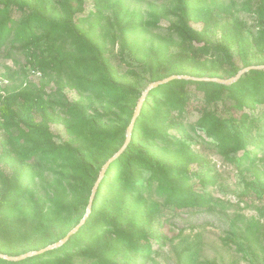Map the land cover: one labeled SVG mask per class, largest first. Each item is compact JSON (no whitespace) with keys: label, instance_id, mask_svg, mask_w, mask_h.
I'll list each match as a JSON object with an SVG mask.
<instances>
[{"label":"rangeland","instance_id":"374dc122","mask_svg":"<svg viewBox=\"0 0 264 264\" xmlns=\"http://www.w3.org/2000/svg\"><path fill=\"white\" fill-rule=\"evenodd\" d=\"M0 1L7 5L6 17L18 21V33L34 11L49 20H72L71 28L94 46L89 58L97 63L81 65L73 81L70 72L57 68L62 54L52 49L47 31H38L43 64L52 63L44 70L30 62L15 30L0 40V245L30 249L18 256L0 253L1 258L14 260L9 257L47 248L90 210L89 219L97 182L105 191L97 211H117L116 193L125 175L117 172L120 165L105 174L125 145L139 101L154 82L187 75L189 82L169 85L190 102L181 117L170 110L183 132L170 129L167 140L182 143L192 154L180 161L167 143L153 144L164 168L187 170L184 176L171 173V182L188 189L189 196L168 198L155 183L142 193L147 205L131 206L119 227L102 229L98 241L72 252L70 264H264V102L239 110L229 86L234 82L205 80L230 79L245 68L264 66L260 0ZM186 12L192 17L185 23ZM182 27L186 36L178 33ZM228 31L242 38L226 52ZM72 47L67 43V49ZM239 79V89L251 86L249 79ZM112 82L132 87L134 94L114 98ZM164 98L158 95L153 106ZM209 112L216 116L214 126L229 133L249 128L246 148L227 156L201 124ZM243 112L249 118L242 124ZM80 119L87 121L83 132L68 128V122ZM115 128L122 130L123 141L121 133L115 141L96 138L97 132ZM52 145L66 151L53 157ZM44 153L50 157L43 158ZM151 174L142 171L138 183L147 188ZM9 186L24 190L7 203ZM52 211L58 220L42 227ZM59 261L67 262L64 257Z\"/></svg>","mask_w":264,"mask_h":264},{"label":"trees","instance_id":"16d2710c","mask_svg":"<svg viewBox=\"0 0 264 264\" xmlns=\"http://www.w3.org/2000/svg\"><path fill=\"white\" fill-rule=\"evenodd\" d=\"M260 1V13L262 15L261 17L264 18V0ZM61 4L64 6L62 2ZM4 5L5 6H3L0 1V40L3 41L4 39H7L9 35L13 34V30H15L18 41L22 43L23 50L27 51L28 55L32 58L30 62H36L41 65L43 70L52 67L51 62L43 64V58L38 52L40 47L39 43L42 39V37L39 36L38 31L43 30L47 31L50 39H53L51 45L52 49H55L62 54L61 58L55 61L57 68L60 70L66 69L70 72V79L73 81L75 80L74 75L79 72V68L82 67L81 65L85 64V68H89L91 64H97L89 58L91 53H95L94 46L88 43L84 37L71 28L72 20H49L34 11L29 15V25L18 33L16 30L18 21L11 19L10 16L6 17L7 5ZM185 15L186 18L184 19V22L186 23L191 19L192 15L191 12H186ZM192 31L196 35L202 36L203 32L194 29H192ZM178 33L181 36H186L188 34L183 27L178 29ZM225 36L226 44L223 45L222 48L226 52L228 51V46H232L242 38L240 34L232 31H228ZM260 39L264 42V30L261 32ZM69 42L74 44V48H68V50L67 43ZM245 79L250 80L251 86L246 85L239 89L238 81L229 85L230 89L236 96V106L239 110L253 106L257 100L264 102V69L249 70L244 73L239 80L241 82ZM178 81L189 82V80L184 78H176L152 88L147 93L141 112L134 124L130 143L109 165L105 177H107L112 168L117 165H120L121 167L117 172H121L125 175L120 178V184L116 193L118 203L121 204L120 208L115 212L109 210L97 211L99 203L105 195L104 185L101 183L98 186L95 199L93 200V209L90 218L86 219L85 223L70 237L68 241L57 248L48 249L44 252L23 259L7 260L0 257V264H61L59 260L62 257L67 260L66 264H70L69 260L71 259L72 252L81 248H86L90 244L98 241L102 229L119 227L122 224V221L128 216L131 206L137 205L140 207L143 204L147 205L148 202L145 200L142 193L144 190L151 191L155 183L158 185V191L168 198L178 199L189 196L190 191L188 189L176 187L175 184L171 182V173L174 171L182 172V176H184V173H186L187 170L182 167H178L177 169L164 168V165L160 164L156 159V146L153 144V142L157 140L167 143L166 149L169 152H174L180 161L184 160L185 162L186 157L192 154L191 151L184 148L182 143H172L167 140L170 129H177L178 131L183 132V124L179 121L178 116L181 117L184 115V112L189 111L190 97L186 96L184 92H178L177 90L171 89L169 86L171 83ZM76 82H79L80 85L83 84L81 79H77ZM210 83L208 82V84ZM110 90L114 91L112 96L116 99L131 98L134 94L132 87L117 84L115 82L110 83ZM158 95H163L165 98L162 102L159 101L153 106L152 101L156 99ZM152 106L154 108H152ZM171 109L177 110L178 116H174L170 111ZM152 110L155 112H151ZM202 116H204V120L201 124L207 128V132L210 135H213L217 139L220 148L227 156L231 152L238 153L246 148L248 145L247 133L250 130L249 128H241L234 133H229L225 128L214 126L213 121L216 120V116H213L211 112L205 113ZM248 118V114L243 112L240 115V123H245ZM86 124V120L80 119L78 121L73 120L68 122L67 126L73 131L83 132ZM35 131L38 132L40 136H43L41 131ZM101 132L99 131L96 133L97 139L115 141L117 135L120 133L122 135L119 140L121 138V141L125 139V135L123 136L121 129L115 128L106 132L103 131V133ZM51 147L52 150L50 154L56 158L61 157L63 152L66 151L61 146L52 145ZM42 157L48 159L50 156L49 154L44 153ZM38 160L41 161L42 158H38ZM142 171L152 172L150 179L147 182V188L146 186L139 184L137 181L138 175ZM194 173H198V171H195ZM23 190L24 189L20 186H9L6 193V202L10 203L12 199L18 198ZM135 195L139 198H135ZM58 218L59 216L55 214V211H52L51 216L47 218L45 223L41 226L51 228L54 226V222L57 221ZM29 250L30 249H28L26 245L21 246L20 249H15V247L11 245H0V253L10 256H18Z\"/></svg>","mask_w":264,"mask_h":264},{"label":"water","instance_id":"95a60500","mask_svg":"<svg viewBox=\"0 0 264 264\" xmlns=\"http://www.w3.org/2000/svg\"><path fill=\"white\" fill-rule=\"evenodd\" d=\"M253 68L263 69L264 66H251V67L245 68L244 70L240 71L235 77H232L230 79H222V78H214L213 77V78H206L205 80L216 81V82H220V83H224V84H231V83L235 82L237 79H239L244 74V72L249 71V70H251ZM176 78L191 79V77L190 76H187V75H181V76L175 75V76H171V77H169L167 79H164V80L156 81L151 86L148 87V89L146 90V92L143 94L141 100L139 101V104H138L137 110L135 112L134 118H133V120H132V122H131V124H130V126L128 128L127 140L125 142V145L123 146V148L119 152H117L112 157L111 161L115 160L125 150V148L129 144V142H130V140L132 138V130H133L134 124H135V122H136V120H137V118H138V116H139V114L141 112V109H142V106H143V102H144V100L146 98L147 93L152 88H155V87H157V86H159L161 84H164V83L169 82V81H171L173 79H176ZM108 165H109V163L105 166V168H104V170L102 172V176L105 174V171H106V168H107ZM98 185H99V182H97L96 185L94 186L89 207L92 206V202H93V199H94L96 190L98 188ZM88 213H90V210L88 211ZM88 213H87V215L85 216V218L81 221V223L78 226H76L73 230H71L62 240L58 241L57 243H55V244H53V245H51V246H49L47 248H44L42 250L35 251V252H29V253L24 254L22 256H19V257H9V259H14V260L23 259L25 257H28V256H31V255H34V254H38V253L44 252V251H46L48 249H52V248L61 246L66 241H68L70 239V237L74 233H76L79 230V228L85 223L86 217L88 216ZM0 257H4V255H1L0 254Z\"/></svg>","mask_w":264,"mask_h":264}]
</instances>
